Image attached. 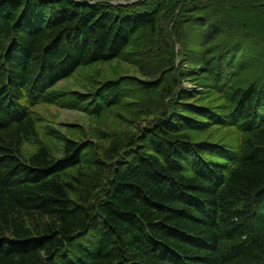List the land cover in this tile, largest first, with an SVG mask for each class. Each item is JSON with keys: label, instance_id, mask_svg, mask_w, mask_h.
I'll list each match as a JSON object with an SVG mask.
<instances>
[{"label": "trees", "instance_id": "16d2710c", "mask_svg": "<svg viewBox=\"0 0 264 264\" xmlns=\"http://www.w3.org/2000/svg\"><path fill=\"white\" fill-rule=\"evenodd\" d=\"M118 1L0 0V264H264V0ZM52 102L144 123L26 155Z\"/></svg>", "mask_w": 264, "mask_h": 264}, {"label": "rangeland", "instance_id": "374dc122", "mask_svg": "<svg viewBox=\"0 0 264 264\" xmlns=\"http://www.w3.org/2000/svg\"><path fill=\"white\" fill-rule=\"evenodd\" d=\"M139 74L137 66L130 64L124 60L114 58L109 62H95L92 64L80 66L70 76L60 79L52 86L56 90H70L71 93L78 90H86L92 92L101 80L110 76H119L121 74ZM137 106L121 105L110 107L101 115L90 114L86 110L73 106L68 102H52L40 103L34 106L36 118L38 120V141H26L23 146V152L28 155L34 152L38 145L45 144L51 147L53 152L59 156L62 153L63 142L65 136H74L77 138H84L92 136L96 138V133L99 130L111 129L120 131L122 135L124 132H130L138 129L141 117L136 121H130L133 117L131 113L134 112ZM139 116H142L139 114ZM131 118V119H130ZM76 122L80 125L70 126V123ZM144 123V120H142ZM211 128L205 130L207 134ZM219 136L226 134L228 138H232L230 131L223 130ZM102 142L101 139H99Z\"/></svg>", "mask_w": 264, "mask_h": 264}, {"label": "water", "instance_id": "95a60500", "mask_svg": "<svg viewBox=\"0 0 264 264\" xmlns=\"http://www.w3.org/2000/svg\"><path fill=\"white\" fill-rule=\"evenodd\" d=\"M119 2H124L123 0L119 1Z\"/></svg>", "mask_w": 264, "mask_h": 264}, {"label": "bare ground", "instance_id": "6f19581e", "mask_svg": "<svg viewBox=\"0 0 264 264\" xmlns=\"http://www.w3.org/2000/svg\"><path fill=\"white\" fill-rule=\"evenodd\" d=\"M157 151V150H156Z\"/></svg>", "mask_w": 264, "mask_h": 264}]
</instances>
